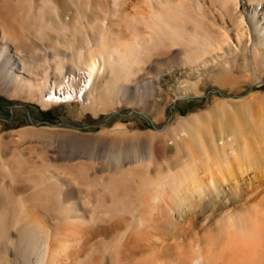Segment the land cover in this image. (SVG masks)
Masks as SVG:
<instances>
[{
	"label": "bare ground",
	"instance_id": "bare-ground-1",
	"mask_svg": "<svg viewBox=\"0 0 264 264\" xmlns=\"http://www.w3.org/2000/svg\"><path fill=\"white\" fill-rule=\"evenodd\" d=\"M261 82L264 0H0L1 93L153 123L1 132L0 264H264Z\"/></svg>",
	"mask_w": 264,
	"mask_h": 264
},
{
	"label": "rangeland",
	"instance_id": "rangeland-1",
	"mask_svg": "<svg viewBox=\"0 0 264 264\" xmlns=\"http://www.w3.org/2000/svg\"><path fill=\"white\" fill-rule=\"evenodd\" d=\"M168 70L169 69L163 71L160 76V81L165 87H169L170 84L174 83L173 79L170 76L173 72H168ZM202 70H204V67L201 68V72ZM69 75H72V73H70ZM260 86L247 83L245 85L243 93L249 92L250 90H257L259 88H262L264 90V82H261ZM66 92H58V94H56L58 98L57 102L46 109H42L35 102L23 101L19 98L8 97L0 92V133L3 131L5 132L30 125L28 115L34 121L55 123V125L58 124V126H63L64 123L73 122L83 131H90L94 129L96 130L106 122H110L116 117H124L129 119L131 118L132 120L141 123L143 126H152L153 124L149 116L127 106L120 107L118 110H116V112H101L96 117H93L90 113L86 112L85 115L81 119H79V117L76 115L79 107L76 94L72 92ZM215 93L227 94L228 92H226L225 90L217 89L212 82L208 81L205 85L203 95L199 94L195 96H185L181 99L176 100V95L173 94V99L169 100L165 104L166 114L164 115L166 116V120H170V118L175 116L177 113H181L182 115H184L191 110H195L196 108L201 107L205 100L208 97H212ZM10 110L11 113L9 115ZM159 124L160 122L158 123V125Z\"/></svg>",
	"mask_w": 264,
	"mask_h": 264
},
{
	"label": "water",
	"instance_id": "water-1",
	"mask_svg": "<svg viewBox=\"0 0 264 264\" xmlns=\"http://www.w3.org/2000/svg\"><path fill=\"white\" fill-rule=\"evenodd\" d=\"M10 113H11V110L9 111V115H10ZM4 119H6V118H4Z\"/></svg>",
	"mask_w": 264,
	"mask_h": 264
}]
</instances>
